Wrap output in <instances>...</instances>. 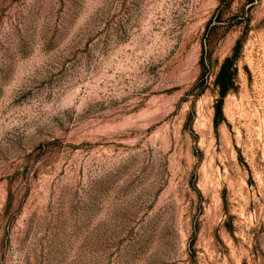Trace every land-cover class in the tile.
Masks as SVG:
<instances>
[{
	"label": "rangeland",
	"instance_id": "obj_1",
	"mask_svg": "<svg viewBox=\"0 0 264 264\" xmlns=\"http://www.w3.org/2000/svg\"><path fill=\"white\" fill-rule=\"evenodd\" d=\"M0 264H264V0H0Z\"/></svg>",
	"mask_w": 264,
	"mask_h": 264
},
{
	"label": "trees",
	"instance_id": "obj_2",
	"mask_svg": "<svg viewBox=\"0 0 264 264\" xmlns=\"http://www.w3.org/2000/svg\"><path fill=\"white\" fill-rule=\"evenodd\" d=\"M228 63H229V60L227 59L222 67L221 73L218 76V84L220 85V88H221L222 99H224V97L226 96L227 92L229 91V86H230L229 77L226 74L228 70L227 68Z\"/></svg>",
	"mask_w": 264,
	"mask_h": 264
}]
</instances>
